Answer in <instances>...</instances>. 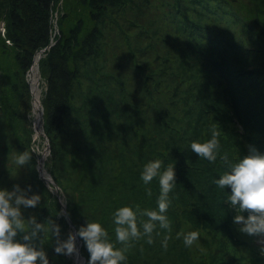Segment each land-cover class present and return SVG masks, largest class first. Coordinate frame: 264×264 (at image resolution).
Here are the masks:
<instances>
[{"label":"rangeland","instance_id":"obj_1","mask_svg":"<svg viewBox=\"0 0 264 264\" xmlns=\"http://www.w3.org/2000/svg\"><path fill=\"white\" fill-rule=\"evenodd\" d=\"M33 1L17 2L29 6ZM41 1L38 13L47 14L49 34L38 46L53 45L44 55L50 75L42 77L39 68L40 130L45 135V123L50 122L44 171L53 182H46L38 171V160L47 147L44 136L35 131V98L28 84L36 53L32 61L30 56L23 61L26 69L19 74L24 77L20 83L28 87V109L20 90L16 94L4 89L15 79L13 75L18 81L17 69L22 67L11 46L10 36L16 37L9 35L7 2L0 0L4 28L0 34V190L30 185L29 195L41 196L36 208H21L25 219L35 216L45 223L52 201L54 210L65 217L61 240L88 220L100 223L114 246L122 248L115 239V211L123 206L135 211L136 205L141 211H158L161 190L152 182L145 185L141 173L150 151H161L178 132L162 119L167 114L163 109L174 100L171 86L194 62L196 45L215 47V40L222 56H231L234 70L243 76L241 94L264 111V4L261 0ZM66 27L70 30L62 32ZM56 72L62 77L53 78ZM44 101L53 106L47 113ZM24 151L31 152L32 159L20 167L15 157ZM147 219L138 214V227ZM165 231L157 222L152 244L145 236L131 240L122 264H194L190 254L172 240L168 239L167 249L162 246L164 238H170ZM23 235L18 233L15 240L24 242ZM48 235L42 248L49 258L55 237ZM43 236L39 234L42 240ZM256 238L264 244V236ZM76 247V253L64 256L71 264H88L90 254L83 240L77 238Z\"/></svg>","mask_w":264,"mask_h":264},{"label":"trees","instance_id":"obj_2","mask_svg":"<svg viewBox=\"0 0 264 264\" xmlns=\"http://www.w3.org/2000/svg\"><path fill=\"white\" fill-rule=\"evenodd\" d=\"M17 1L20 0H6V10L12 30L9 35L16 37L13 39L10 36L11 46L20 56L18 59L22 69H17L18 75H23L26 69L23 61L28 56L32 61L35 53L47 47L38 45L49 34L48 18L47 14L41 16L38 13L42 9L41 0H37V3L34 0L29 6ZM261 2L264 4V0ZM19 11L23 15H19ZM69 30V27L62 28V32ZM214 45L213 48L196 45L192 51L195 57L194 62L190 63V69L186 67L187 72L180 77V81L171 86L174 100L171 98V102L165 101L168 104L163 111L167 114L162 119L178 132L166 143L162 140L164 144L161 151L151 148L147 163L161 160L163 170L169 165L174 166L176 184L169 193L170 204L166 212L171 227L170 230L165 229V232L174 245L190 254L196 261L193 260L194 264H264V247L256 244V236L242 233L239 231L242 225L233 222L237 211L228 202L231 188L226 186L220 189L215 184L229 171L227 165L220 160L219 155L216 161L210 162L192 152L190 147L192 142L203 143L211 139V131L215 127L220 132L219 152L226 153L230 162L243 159L253 148L264 155V115H261L264 111L257 109L254 104L256 102H250L249 98L241 94L242 86L239 85H242L243 76L234 70L231 56H222L215 40ZM31 49L34 52L30 54ZM44 55H47V51ZM43 58L39 62L40 73L42 77H47L50 71L45 67ZM186 65L189 66V62ZM52 76L62 77L57 72ZM13 77L15 79L9 84H4V89L7 93L16 94L20 90L26 110L28 87L20 83V80L24 81L23 76L19 75L18 81L16 76ZM52 108L48 101H44L45 113ZM117 113L113 111V114ZM58 115L57 109L55 117ZM49 127L50 122H46L45 135L48 139L51 138L48 135ZM172 144L176 145L175 148ZM151 185L160 191L159 179L153 180ZM50 207L46 217L53 218L61 228L65 217L62 218L60 212L54 210L52 201ZM241 214L247 216L248 212ZM37 222L44 223V218ZM189 231H196L200 236L191 247H186L181 242L183 237L177 239V233ZM41 240L39 237L36 244L42 246ZM55 247L52 243L48 248L50 264H71L68 257L55 252ZM183 254L188 257L186 253Z\"/></svg>","mask_w":264,"mask_h":264},{"label":"clouds","instance_id":"obj_3","mask_svg":"<svg viewBox=\"0 0 264 264\" xmlns=\"http://www.w3.org/2000/svg\"><path fill=\"white\" fill-rule=\"evenodd\" d=\"M220 132L213 127L211 139L206 142H192V152L210 162L220 160L229 169L215 184L220 189L231 188L228 197L230 206L236 209L237 215L233 222L240 224L239 231L248 235L264 236V155L259 154L254 148L250 154L237 162L229 161L228 155L220 154ZM44 159L47 154L43 155ZM32 159V153L24 151L15 157V163L23 167ZM163 162L161 160L149 161L143 167L141 179L145 185L159 177L160 196L157 210H143L136 205L134 211L131 206H123L114 213L115 239L123 245L117 248L109 239V233L98 222H86L76 232H70L67 239H60V226L49 218L45 223H38L35 216L25 219L21 208H36L41 202V196L31 192V186L22 189L20 185H14L11 191L0 190V264H49L46 252L42 246L36 244L39 234L43 233V241L49 235L55 237V252L57 254L72 255L76 253V240H83L90 254L88 264H122L127 259L125 253L131 247V240H138L142 236L147 237V243L152 244V233L157 222L161 229L170 230V223L165 215L170 201L169 193L175 183L174 166L169 165L161 172ZM51 190V185H49ZM151 195V189H148ZM248 212L247 216L241 213ZM146 216L138 227L137 215ZM142 227L143 232L140 228ZM18 233H24V243L15 240ZM200 234L196 231L178 232L177 239L183 237L186 247H191L199 239ZM168 237L164 238L162 246L167 249Z\"/></svg>","mask_w":264,"mask_h":264},{"label":"bare ground","instance_id":"obj_4","mask_svg":"<svg viewBox=\"0 0 264 264\" xmlns=\"http://www.w3.org/2000/svg\"><path fill=\"white\" fill-rule=\"evenodd\" d=\"M54 32L51 34V40H54ZM53 45V42H52ZM52 45H48L50 46V48L52 47ZM50 48L48 50H50ZM45 49V48H44ZM43 50V49H42ZM44 52H38L35 54L34 56V61H33V65L31 67V70L28 73V84L30 86V92L31 94H33L35 101H34V110H33V115H34V127L37 128L38 127V123H39V113H38V108L39 107V97H40V92L41 90L39 89V85L38 82L40 80L39 76V62L40 60L44 57V54L46 51Z\"/></svg>","mask_w":264,"mask_h":264},{"label":"water","instance_id":"obj_5","mask_svg":"<svg viewBox=\"0 0 264 264\" xmlns=\"http://www.w3.org/2000/svg\"><path fill=\"white\" fill-rule=\"evenodd\" d=\"M3 33H4L3 23H0V34H3ZM49 48H50V46H47L45 49L41 50L40 52H44L45 50H48ZM39 78H40V76H39ZM38 84H39V82H38ZM39 104H40V102H39ZM39 107H40V105H39ZM38 113H39V123H38V127L35 128V131H36L37 134L44 136V138L46 140V147H47V148H45L42 156L38 160V171H39V174H40L41 178H43L46 182H49V183L51 182L52 183L53 182L52 181V178L48 174H46V172L44 171V162H45V159H44V156L43 155H45V154L48 153L47 151L49 149V144H48V141L46 139L47 137L40 130V125H41V122H42L41 121L42 120V114H43L41 108H38ZM0 116H1V110H0ZM44 174L48 175V178L45 177ZM79 258H81V257H79Z\"/></svg>","mask_w":264,"mask_h":264}]
</instances>
